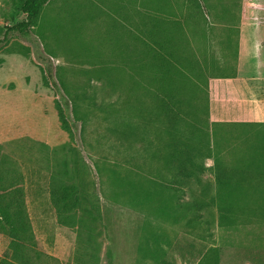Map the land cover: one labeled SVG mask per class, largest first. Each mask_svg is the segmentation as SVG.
<instances>
[{
  "label": "rangeland",
  "instance_id": "374dc122",
  "mask_svg": "<svg viewBox=\"0 0 264 264\" xmlns=\"http://www.w3.org/2000/svg\"><path fill=\"white\" fill-rule=\"evenodd\" d=\"M254 1L49 0L22 35L8 28L25 18L24 0H0V193L22 189L30 264H196L195 254L225 240L217 176L225 170L235 183L243 165L264 166V125L211 124L210 154L194 150L204 169L187 164L194 175L169 162L165 128L174 122L184 137L208 118L209 80L235 72ZM152 14L175 27L179 67L197 86L173 121L136 83L148 57L129 30L149 27ZM256 176L263 185L253 194L264 197V172ZM60 183L80 192L75 229L56 218L51 188ZM10 242L0 229L1 257H12Z\"/></svg>",
  "mask_w": 264,
  "mask_h": 264
},
{
  "label": "trees",
  "instance_id": "16d2710c",
  "mask_svg": "<svg viewBox=\"0 0 264 264\" xmlns=\"http://www.w3.org/2000/svg\"><path fill=\"white\" fill-rule=\"evenodd\" d=\"M48 2L49 0H24L22 12L25 18L9 26L8 30L29 35ZM144 18L149 20V27L140 26L137 35L129 30L136 39L138 37L142 52L145 58L148 57L139 65V80L138 82L136 80V83L140 86L147 84V87H144L145 90L161 102V109L163 108L173 121L182 114L183 96L190 91L195 95L197 86L194 84L193 87H190L191 79L179 67L180 55L177 48V34L173 31L175 27L170 29L168 19L161 14H152ZM7 34L8 32H6V36ZM146 69L149 71L148 76L145 75ZM233 75L235 72L231 75L215 77ZM128 81L130 84L134 83V76L131 75ZM61 111L63 112L62 109ZM62 114L63 123L68 127L64 113ZM207 115L208 118L203 123L200 122V125L197 122H192L191 132L184 137V133L178 129L174 122L165 128V133L170 137L169 146L172 149L168 155L169 162L175 165L179 174L194 175L193 169L187 167L188 163L199 171L204 169L202 164L195 160V149L196 151L200 150L201 153L199 154L204 151V155L210 154L209 83ZM222 172L225 173V170L220 171L216 179L217 197H220L218 200L225 203L221 207L220 219L222 221L220 220V222L233 225L237 224L239 219L245 220L243 217L245 212L254 215L259 211L264 213V202L260 201L263 197H256L253 194L257 192L258 187L261 190L259 183L255 182L248 185L244 179L243 173L245 172L243 170L239 173L240 180L235 183L228 180L230 179L228 174L226 176ZM21 191V188L15 187L8 190L6 194L0 193V229L9 235L12 249V257L0 256V264H30L29 258L24 253L32 247L29 243L34 240V232L24 200L21 197ZM51 195L56 206L55 213L58 222L75 229L76 223L73 216L77 214L82 203L79 190L74 185L60 183L51 188ZM153 258L156 259L154 255ZM219 263L220 250L217 247H210L197 264Z\"/></svg>",
  "mask_w": 264,
  "mask_h": 264
},
{
  "label": "crops",
  "instance_id": "0c3cea01",
  "mask_svg": "<svg viewBox=\"0 0 264 264\" xmlns=\"http://www.w3.org/2000/svg\"><path fill=\"white\" fill-rule=\"evenodd\" d=\"M257 1L246 4L247 16L251 11L257 14L255 19L241 22L235 75L209 80V113L214 126L240 124L252 128L264 124V0ZM242 169L248 174L244 178L248 185L260 179L256 173L264 172V166L257 164L243 165ZM260 201L264 202V197ZM243 217L242 223L225 226V240L211 244L220 250L219 264H264V213L245 212ZM223 246L229 250L222 258ZM205 252L195 254L199 255L197 263Z\"/></svg>",
  "mask_w": 264,
  "mask_h": 264
}]
</instances>
